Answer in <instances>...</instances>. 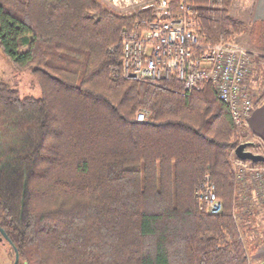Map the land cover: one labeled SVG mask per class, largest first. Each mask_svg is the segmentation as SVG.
Wrapping results in <instances>:
<instances>
[{
    "label": "trees",
    "instance_id": "1",
    "mask_svg": "<svg viewBox=\"0 0 264 264\" xmlns=\"http://www.w3.org/2000/svg\"><path fill=\"white\" fill-rule=\"evenodd\" d=\"M190 3L205 43L248 31L264 51V19L248 27L229 13L234 0ZM134 20L102 0H0V47L42 91L0 81V229L12 264L17 254L18 264H250L239 217L251 196L235 149L254 141L264 154V143L235 124L212 82L186 91L125 77ZM207 175L219 214L198 197Z\"/></svg>",
    "mask_w": 264,
    "mask_h": 264
},
{
    "label": "built area",
    "instance_id": "2",
    "mask_svg": "<svg viewBox=\"0 0 264 264\" xmlns=\"http://www.w3.org/2000/svg\"><path fill=\"white\" fill-rule=\"evenodd\" d=\"M123 16L135 15L134 25L124 32L121 42V73L138 82L163 84L176 79L186 91L212 82L219 98L231 110L235 124L247 123L253 99L245 76L252 63L250 51L234 41L205 43L197 29L190 0H102ZM141 110L137 119L145 120ZM239 175L264 199V168L244 167ZM197 191L203 208L210 214L223 211L215 186L207 175Z\"/></svg>",
    "mask_w": 264,
    "mask_h": 264
},
{
    "label": "rangeland",
    "instance_id": "3",
    "mask_svg": "<svg viewBox=\"0 0 264 264\" xmlns=\"http://www.w3.org/2000/svg\"><path fill=\"white\" fill-rule=\"evenodd\" d=\"M234 2L235 3L230 8L229 13L235 16L234 13L236 12V10H238L239 14H242L240 16L245 19L243 21L247 22L248 27L251 26L250 21H253V19L256 17V13H260L264 9V0H239L237 2ZM233 40L244 45L251 54L252 63L250 64L249 72L247 73L245 78L246 82H248L249 84L248 86L250 89V94H252L251 96L253 99L254 107V102L259 96L258 93L263 92L264 90L261 88V85L264 84V60H257V57H262L261 55L264 54V51H261L256 47L248 31L240 34L238 37H236V39ZM1 80L8 81L15 87H17L22 96L40 97L42 95L40 85L32 74V68H27L24 70L15 69L3 49L0 47V81ZM143 111L147 113L145 109ZM247 139L251 140L250 137H247ZM249 149H251V146L249 147ZM234 162L235 167L239 171V175L241 174L242 168H248L251 165L249 160L244 161V163H242V161ZM250 177L251 175L247 176L245 180L241 181H250ZM252 189L253 188L251 187L250 191L247 190V192H250L251 201L250 203L249 201H246V205L250 208L251 217L245 219L246 216L244 214L243 217H239V220L241 223L242 218L244 219L242 221L243 230L245 229L244 226H248V223L252 224V227L247 232H244V240L249 256H251V264H264L263 255L252 258V254L255 253L254 251L256 245L258 247H261V252H264V199L260 198L259 195ZM243 191L246 192V187ZM0 264H12L10 247L7 240L5 239L3 241H0Z\"/></svg>",
    "mask_w": 264,
    "mask_h": 264
},
{
    "label": "crops",
    "instance_id": "4",
    "mask_svg": "<svg viewBox=\"0 0 264 264\" xmlns=\"http://www.w3.org/2000/svg\"><path fill=\"white\" fill-rule=\"evenodd\" d=\"M234 1L237 2L239 0H234ZM234 14H235V16H237V18H240L242 20H245L244 18H242L240 16L242 14H239L238 10H236V12ZM255 16L256 17L254 19L252 18L253 21H250L251 22L250 23L251 25L256 20H262V19H264V9L260 13H256ZM246 20H247V18H246ZM246 125H247V127L249 129V133L260 136L261 139H262V142L264 143V100L259 105H254L253 110L251 112V115H250V117H249ZM244 227H245L244 232H247L252 227V224L248 223V226H244ZM254 252L255 253L252 254V258L259 257L260 255H263L264 256V252H261V247H258L257 245L255 247V251ZM249 258H251V256H249ZM251 262L252 261L250 259V264H251Z\"/></svg>",
    "mask_w": 264,
    "mask_h": 264
},
{
    "label": "water",
    "instance_id": "5",
    "mask_svg": "<svg viewBox=\"0 0 264 264\" xmlns=\"http://www.w3.org/2000/svg\"><path fill=\"white\" fill-rule=\"evenodd\" d=\"M253 144H254L253 141L241 142L235 149L236 156L246 161L250 160L253 162H264V154L254 152L253 150L249 149V147ZM1 232H2V237L5 238L9 242V239L6 233L3 230H1ZM18 262H19V256L17 254L14 264H18Z\"/></svg>",
    "mask_w": 264,
    "mask_h": 264
},
{
    "label": "flooded vegetation",
    "instance_id": "6",
    "mask_svg": "<svg viewBox=\"0 0 264 264\" xmlns=\"http://www.w3.org/2000/svg\"><path fill=\"white\" fill-rule=\"evenodd\" d=\"M5 238L2 237V232H1V229H0V241H3ZM6 240V239H5Z\"/></svg>",
    "mask_w": 264,
    "mask_h": 264
}]
</instances>
